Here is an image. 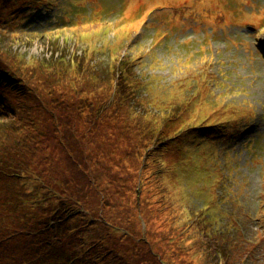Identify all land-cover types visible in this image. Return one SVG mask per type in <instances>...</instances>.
Listing matches in <instances>:
<instances>
[{"label":"rangeland","instance_id":"374dc122","mask_svg":"<svg viewBox=\"0 0 264 264\" xmlns=\"http://www.w3.org/2000/svg\"><path fill=\"white\" fill-rule=\"evenodd\" d=\"M220 1L0 0V199L83 194L117 264H264V0ZM121 60L135 95L87 83Z\"/></svg>","mask_w":264,"mask_h":264},{"label":"trees","instance_id":"16d2710c","mask_svg":"<svg viewBox=\"0 0 264 264\" xmlns=\"http://www.w3.org/2000/svg\"><path fill=\"white\" fill-rule=\"evenodd\" d=\"M42 13L45 14L37 10L38 15ZM33 15L34 13L32 12L31 16ZM0 46V49H2V44H0ZM128 60H130L129 65L133 64V58H129ZM128 60L114 62L109 66L106 74L92 71L94 68L93 65H90L92 69L89 70V72L92 73L93 76L87 79V83L90 80L96 81L100 77L109 76L114 72L113 76L116 80V86L122 89L130 88L131 93L135 95V92L139 90L140 86L134 84L132 87L125 78V72H127L126 69L129 66L127 63ZM56 63H62V61H56ZM10 71V69L5 67L0 78H5L8 74L16 78V74ZM18 81L19 83L21 82L19 79ZM103 82L107 83V80H103ZM112 82L113 81L110 83L112 84ZM146 82V80L140 79L141 85H145ZM174 86L173 84L169 87L174 88ZM169 87L165 89L167 92L169 91ZM66 124L68 127H71L76 124V121L75 119H70ZM17 149L20 150L19 148ZM75 167L76 166H73L72 168ZM13 173L14 175H11V177L16 175L15 171H13ZM22 175L24 174H18L17 177H21ZM75 177H77V174L73 176V178ZM30 185V183H27V186L23 188L29 187ZM95 186L98 187L99 184ZM25 191L26 189H23L16 195L15 202L11 200L9 194L4 192L1 193L0 206L4 210V214L0 217V264H109L107 261L117 264L120 262L119 259L116 258L115 253L112 254L110 259H107L108 252L111 251V249H109L103 257L99 245L97 244L99 240H97L96 244L94 243L95 238H93V236H95L97 229L93 230L87 228V233L85 228H78L76 230L78 236L76 240L70 239L71 237L68 235V232H63V223L65 220L71 218L73 213L78 212L82 202H86V198L83 194L82 196L74 198V200L66 196H63L65 198L60 200H50L45 196L44 192ZM103 191L105 190H99V194H102ZM94 196L99 197L97 193ZM94 202H96L98 206L94 208V211H91L89 216V221H91L89 223L90 225H93V223L100 224V221H106L107 218L104 216L106 205H109L107 199L103 200L101 198H96ZM8 205L12 207L9 208L7 207ZM16 207H19L18 214L22 217L21 221L28 219L32 223L26 225L23 222L19 224L18 222L20 220L15 215ZM78 214L80 213L78 212ZM42 216L46 219L43 220V227L40 226L39 220ZM21 224L24 228L22 227L20 229L19 226H21ZM40 228L43 229L39 230ZM223 232L224 230L221 227L217 231H214L217 235ZM90 241L94 243H92L93 245L91 246H89ZM44 243H46V246Z\"/></svg>","mask_w":264,"mask_h":264},{"label":"bare ground","instance_id":"6f19581e","mask_svg":"<svg viewBox=\"0 0 264 264\" xmlns=\"http://www.w3.org/2000/svg\"><path fill=\"white\" fill-rule=\"evenodd\" d=\"M210 1H212V3L215 5L214 7H211V8H216L218 6L219 7H223V5L225 6V2L224 1H220L219 0L218 3L215 0H210ZM224 10L228 13V10H226V9H224ZM228 14H230V13H228ZM204 15H206L207 18H210V19H208L209 21H212L213 18H214V15L213 14H204Z\"/></svg>","mask_w":264,"mask_h":264}]
</instances>
